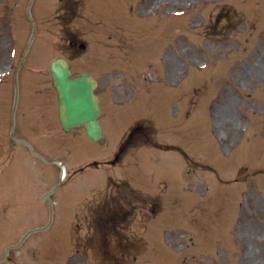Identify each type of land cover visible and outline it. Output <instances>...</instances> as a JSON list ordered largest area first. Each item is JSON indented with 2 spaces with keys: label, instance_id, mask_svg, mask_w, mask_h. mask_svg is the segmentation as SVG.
<instances>
[{
  "label": "rangeland",
  "instance_id": "obj_1",
  "mask_svg": "<svg viewBox=\"0 0 264 264\" xmlns=\"http://www.w3.org/2000/svg\"><path fill=\"white\" fill-rule=\"evenodd\" d=\"M225 2L160 0V4L168 6L166 14L180 11L184 19L178 18L176 23L173 14L174 17L164 16L158 25L156 20L153 21V28H149L144 37L146 60L151 67L146 70V82L140 85V76L141 79L146 76V62L141 67L135 61L130 62L119 46L117 52L111 54L112 50L107 47V29L96 41L91 3L83 13V23L76 18L68 30L57 26L54 16L59 13L57 8L51 9L49 23L40 27L45 30L40 33L46 40L44 60L26 66L23 72L35 75L36 79L31 76L36 80L35 89L44 91L36 94L35 101L47 103L52 108L53 133L50 134L51 122L47 123L51 117L49 112L44 108L24 107L22 100L28 91L23 89V77L15 80L16 85L9 80L10 86H0V138L10 146L8 151L0 149V254L12 241L36 227L38 232L26 238L20 246L21 251H26L35 264H47L46 257H51L52 264H62L69 252L70 227L78 205L108 180L122 179L164 201L165 212H168L160 218L164 228L173 226L174 222L177 224L164 234L166 243L163 246L169 252L168 257L164 255L156 264H193L195 257L188 250L173 249L175 238L181 236L183 242L189 238L181 233L185 229L196 241L193 251L228 252L232 255L227 257L235 262L228 260L229 264H264V84H261L264 82V57L249 70V74L241 72L247 63H255L258 51L264 49V41L258 43L255 55L248 58L257 38L256 24L244 22L236 29H221L219 21L223 17L215 23L213 18H217L220 11L217 8ZM262 4L264 0L251 1L253 10ZM107 22L102 17L100 25ZM80 27L89 49L82 58L71 59L73 72L89 71L99 81L97 91L107 103L115 98L120 100L116 104L124 107L126 104L120 102L133 95L128 107L118 112L120 116L109 123L103 122L104 137L100 143L80 137V128L64 135L59 131L55 117V92L48 66L64 54L62 38L69 37V32L80 35ZM176 27L178 31L174 32ZM258 40L262 39L258 37ZM100 44L104 45L101 48L107 58L97 62L94 48ZM246 46H249L247 50ZM170 47H173L171 54L163 58ZM33 48L31 46V53ZM225 49L233 51L229 58L224 56ZM161 58L163 70L156 77L153 73L157 72ZM205 64L208 66L204 72L201 66ZM16 91L20 105L17 107L14 106ZM33 100L31 96L25 103H33ZM106 105L113 108L111 104ZM251 109L259 113L249 112ZM248 113L252 115L248 116ZM137 116L155 118L149 132H154L157 143L162 144L158 149H176L183 162L173 151L150 149L148 153L147 150L141 152L146 155L125 156L122 165L90 170L91 173L85 171L71 180L63 178L59 182L60 172L54 160L62 158L69 165V171H75L80 165L101 161L107 156L114 159L115 152L112 151L118 135L127 120ZM247 118L249 129L244 133ZM62 139L63 144L57 143ZM59 145L66 146L64 150L70 153L64 154L56 148ZM100 191L94 198L96 201L104 197L105 191ZM169 200L176 209L172 210L173 203ZM148 218L143 214L132 231L140 234L141 226L147 225ZM198 235L206 242H198ZM169 237L171 240L168 241ZM10 254L15 255L12 250ZM145 254L135 264H148ZM204 258L207 264H216V257L212 262L210 258ZM241 258H245L244 263Z\"/></svg>",
  "mask_w": 264,
  "mask_h": 264
},
{
  "label": "water",
  "instance_id": "obj_2",
  "mask_svg": "<svg viewBox=\"0 0 264 264\" xmlns=\"http://www.w3.org/2000/svg\"><path fill=\"white\" fill-rule=\"evenodd\" d=\"M54 87L58 93L59 120L63 130L69 131L72 126L86 123L87 134L97 140L100 137V127L95 118L99 115L97 102L93 98L94 82L86 74L69 80L70 72L64 61L54 62L49 68Z\"/></svg>",
  "mask_w": 264,
  "mask_h": 264
},
{
  "label": "flooded vegetation",
  "instance_id": "obj_3",
  "mask_svg": "<svg viewBox=\"0 0 264 264\" xmlns=\"http://www.w3.org/2000/svg\"><path fill=\"white\" fill-rule=\"evenodd\" d=\"M62 1H64V0H62ZM71 1L72 0H65L66 6ZM14 6H17V3H15ZM36 8L37 7L32 8L30 10V12L33 11V16H36V12H38V13L42 12L41 10H37ZM21 15L22 14L19 13V10H17L14 7H12V9H9L6 11L4 8V0H0V28H1V30H11L12 31L11 36H12L14 41H15V38H14L15 34H13V31H15V32L17 31V39H18L21 36L20 30H22V29L27 30V27L29 25L32 26V24H31L32 22H31L30 17L29 16L26 17L27 19H25V20H27V22L26 21L21 22V20H20ZM16 17L18 18V21H16V19H15ZM120 35H116V36H120ZM121 36L117 39V41L120 43V45L122 44V45H126V46H131V43L133 42V40L131 39V41H130V39H125V38H122ZM127 42H129V43H127ZM125 43H127V44H125ZM69 45H70L69 47L75 46L74 41L69 42Z\"/></svg>",
  "mask_w": 264,
  "mask_h": 264
}]
</instances>
